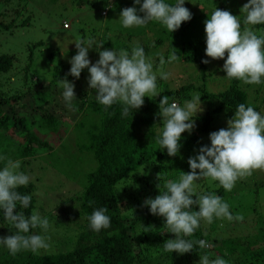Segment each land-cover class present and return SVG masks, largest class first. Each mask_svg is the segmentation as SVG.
Listing matches in <instances>:
<instances>
[{
  "label": "trees",
  "instance_id": "16d2710c",
  "mask_svg": "<svg viewBox=\"0 0 264 264\" xmlns=\"http://www.w3.org/2000/svg\"><path fill=\"white\" fill-rule=\"evenodd\" d=\"M0 2L3 8L0 11L1 32L3 29L8 30L13 21L19 17L18 10L22 2L19 1L17 4L12 0H0ZM165 2L175 5L177 0H165ZM185 2L193 3L190 0ZM235 2L237 5L234 7ZM247 2L248 0H234L232 7L241 8ZM206 3L209 6L198 5L197 7L200 10V14L197 15L201 22L206 20L216 7V2L213 0H207ZM226 3L229 2L226 1ZM15 5L16 8H14ZM133 6L139 8V5H134L133 0H119L112 5V9H116L115 13L120 14L123 8ZM109 8V6L106 8L105 13L109 12ZM9 10H15V12L11 14ZM222 10L228 9L222 7ZM6 16H12V21L4 22ZM194 16L192 14V19ZM242 19L244 18L241 17L240 20ZM190 21L183 22L181 27L172 33H169L160 23L157 22V25L165 30L172 50L179 49L177 54L182 55L180 57L182 60L199 62V69L205 72L208 68L207 64L201 61L207 57L205 53L199 55L195 52L200 45L194 41ZM26 22L28 19L24 20V23ZM253 28L260 29L263 25H251V30L256 34ZM185 30L190 31L185 33ZM163 41L162 38H157L154 45L161 46ZM14 59L12 54H0V72L9 70L13 66ZM59 69L60 64L55 66L54 74L55 80L58 81L69 71L61 69L58 75ZM222 73L226 77V73L224 71ZM67 79L70 82H79L71 75H68ZM202 79H206L204 75ZM228 80L227 87L216 94L208 92L205 88L198 89L202 96H212L211 98H217L218 101L215 102L214 108H210L211 111L197 117L199 125H196L191 134L182 133L180 152L175 157H169L166 150H159L156 143L157 137L162 132L157 128L164 124L163 119L159 117L158 104L162 96L167 95L169 103L177 100L181 106L180 103H183L181 100L187 101L189 97V93L185 94L181 90L160 91V95L155 98L145 97L143 106L127 116L122 115L120 103L114 104L105 111L104 107L96 102L95 95H89L88 91H76V100L72 102V107H68L63 100V88L53 85L52 82H48L45 86H41L44 81L40 83L41 88H50L59 99L52 98L50 102H47L49 109L46 112H39L40 108L37 109L38 106H35L30 98V95L36 94L38 90L25 95H10L8 98L2 97L0 93V109L4 108L7 113L0 115V125H4L7 130L10 127L9 133L21 146L19 151L22 162L36 157L37 153L53 150V144L48 141V138L43 139V136L47 137L50 132L57 133L59 143L56 146H60L64 142L65 134L67 132L73 134L75 131H84L82 134L86 137V142L82 146L92 153L96 162L95 168L88 173L85 188L80 193L70 196L79 200L76 206L74 205L68 213L57 215V220L66 221L76 228L74 247L55 254H33L31 251L28 253L20 251L14 256L5 250L0 252V264H198L199 257L202 255H208L210 260L221 257L228 264H264V241L261 243L255 239L246 241L242 239L241 234L231 236L230 232H217L215 230L217 218H214L211 224L201 219L195 233L190 237H184L193 241L203 239L212 247L200 249L198 245H195L192 252L182 255L166 252L163 243L166 239H174V234L166 232L163 217L152 215L148 207L142 206L146 198H155L159 194L156 185L163 192L166 181L178 182L182 172L190 170L187 161L183 160H188L195 155V142L198 141L200 145H203V136L212 129L214 124L212 121L216 117L222 114L225 116L227 111L234 113L241 103L251 106L244 89L245 83L236 79ZM190 86L191 84H186L183 88L186 90ZM28 99H31L30 108L27 106ZM17 100L20 101V110L28 109L31 114H41L38 120L31 121L33 127L27 125L23 116H15L16 112L14 115H9L10 109L6 108V104L9 103L11 108L10 101L17 102ZM253 108L260 113V108L256 106ZM10 116L13 120H10ZM37 132L42 134L39 136ZM185 155L188 156L186 159ZM31 186L28 184L26 187L17 189L22 195L31 196L27 209L17 205V211L23 212L26 216L34 213L35 199L30 193ZM194 189L196 197L214 193L228 204L227 193L218 181L202 178L194 183ZM100 207L108 209L105 214L111 218V224L110 227L96 232L91 229L88 217ZM193 210L198 211V206H193ZM4 224L8 226V229H15L4 220L3 210L0 209V229L4 228Z\"/></svg>",
  "mask_w": 264,
  "mask_h": 264
},
{
  "label": "clouds",
  "instance_id": "9594fccd",
  "mask_svg": "<svg viewBox=\"0 0 264 264\" xmlns=\"http://www.w3.org/2000/svg\"><path fill=\"white\" fill-rule=\"evenodd\" d=\"M139 8L126 7L120 11V22L124 28L143 27L149 22H158L169 33L178 30L183 22L192 19V13L184 7L185 0H177L170 5L165 0H133ZM240 12L245 13V25L264 24V0H248ZM142 14V15H141ZM204 21L205 55L211 60H224L222 70L228 79H236L245 84L259 85L264 83V37H258L253 30H241V22L237 15L228 10L214 9ZM75 44L76 54L71 57V65L66 76L60 79L63 88L62 96L65 104L72 107L76 100L75 85L67 79L71 75L79 79L82 70L87 69L88 88L94 90L96 102L107 111L114 104L122 105V115H129L139 110L144 104V98L151 95L157 97L160 91L157 87V76L153 65L147 58L143 47H135L129 53L120 50L103 48L104 42L83 39ZM95 45L99 59L92 63L89 50ZM176 50V49H175ZM227 54V55H226ZM226 55V58H225ZM179 59L177 50L172 52L167 62ZM209 63V59L201 61ZM161 65L165 60L161 58ZM169 74L160 72V79L167 80ZM91 94V92H90ZM195 95L191 100L180 106L176 102L169 103L167 95L159 100V117L163 119V130L156 143L158 149L166 150L169 157L179 154L182 133L191 132L196 127L195 120L204 108L200 99ZM227 127L209 133L210 145H203L197 154L188 158V172H182L179 181H166L165 191L155 198H146L142 206L149 208L152 215L164 218L168 233L174 234V239H166L163 243L166 252L186 254L193 251L195 245L200 249L212 247L207 241L187 240L192 236L203 219L211 224L214 218H226L229 221L241 219L234 217L229 205L214 193L195 196L194 183L202 178L218 181L225 191H231L238 179L249 177L255 170H264V116L252 106L241 103L235 109L234 115L227 119ZM6 160L0 170V209L3 210L4 220L16 229L9 236H0V245L7 248L10 255L20 251H31L39 254L41 249L48 250L49 243L44 235H29L32 229L39 227L47 232L50 224L48 219L39 213L26 216L17 211V205L27 209L31 196L22 195L17 189L26 187L30 176L19 171L20 161ZM159 173L157 174L158 179ZM195 197V199H193ZM198 206V211L193 210ZM106 207H100L88 217L93 231L110 227L111 218L105 213ZM198 264H228L217 257L210 260L208 255L199 257Z\"/></svg>",
  "mask_w": 264,
  "mask_h": 264
},
{
  "label": "rangeland",
  "instance_id": "374dc122",
  "mask_svg": "<svg viewBox=\"0 0 264 264\" xmlns=\"http://www.w3.org/2000/svg\"><path fill=\"white\" fill-rule=\"evenodd\" d=\"M19 1L22 2L18 10L20 11L19 17L13 21L8 30L3 29L0 32V54H12L15 57L13 66L5 72H0V93L2 97L8 98L10 95H25V93L29 94V92L38 90L36 94L30 95V98L35 106H38L37 109L40 108L39 112L48 111L47 102H50L52 98L59 100L50 88H41V86L52 82L53 85L62 87L60 80L54 78L55 66L60 64V69L57 70L58 75L61 69H70L69 61L76 54L74 43L81 39L85 41L91 39L97 43L103 41L104 44L100 50L108 48L117 53L120 50H127L131 53L133 48L143 47L147 58L153 65V72L157 76L158 90H181L185 94L189 93L187 100H191L195 95H201L198 90L200 88H205L208 92L216 94L222 92L229 84V80L222 73L224 60H211L207 57L209 63H207L208 68L205 72L199 69V62H186L180 58L182 57L180 54L178 60L167 62L170 54L174 51L170 47L165 30L154 21L143 27L124 28L120 22V15L115 13L116 9H112V5L119 0H12L15 4ZM190 1L193 3L185 2L184 7L195 15L190 21V25L194 32V41L200 45L198 51L195 50V52L202 55L205 53L206 47L205 19L201 22L197 15L200 14V10L197 7L198 5L209 6V4L206 3L207 0ZM196 1L197 6L195 7ZM213 1L216 2V8L228 9L233 15H237L239 20L241 17H245V13L240 12V8H234L237 2L232 7L234 0ZM226 1L229 3L227 4ZM0 3L2 4V2ZM108 6L110 7L109 12L105 13ZM16 7L15 5L14 8ZM2 10L3 8L0 6V11ZM14 12L15 10H9L11 14ZM11 19L12 16H6L4 22L9 23L12 21ZM25 19H28V22L24 23ZM240 21H244V19ZM262 25L263 28H253L258 37H264V24ZM241 26L242 31L246 28L251 29V25H245L244 22L241 23ZM189 31L185 30V33ZM157 38L164 40L161 46L154 45ZM177 51L179 53V49ZM88 56L92 63L99 59L95 45L89 50ZM161 58L165 60L163 65L160 63ZM161 71L169 74L167 80L160 79ZM202 75L206 79H202ZM88 76L87 69L82 70L79 82H72L75 85L74 91H88L89 95L94 96V90L88 88ZM40 83H42L41 86ZM186 84H191V86L184 90L183 87ZM244 89L247 93L248 103L252 107L260 108V114L264 116V83L245 84ZM211 97L201 95L204 111L198 116L205 115L207 111H211L210 108H214L218 99ZM31 99H28V108L31 106ZM184 100H181L183 101L180 103L181 106L184 105ZM10 102L11 108L9 103L6 104V108L10 109L9 115H14L16 112L15 116H23L27 125L33 127L31 121L38 120L41 114H31L28 109L20 110L19 100ZM174 102L178 103L177 100ZM227 112H225V116L222 114L212 121L214 124L209 133L227 127V119L234 115L230 111ZM1 114H7L2 107ZM10 120H13L12 116H10ZM195 124L199 125V122L195 120ZM157 129L162 131L163 125ZM9 130L4 125H0V156L12 161H20L19 171L30 176L28 184L32 185L30 193L35 199L34 213H39L42 218L46 217L50 224L47 232L37 227L30 231L29 235L39 234L46 237L50 248L48 250L41 249L39 251L41 254H55L71 250L75 244L76 228L66 221L57 220V215L68 213L77 204L79 200L70 196L80 193L85 188L88 182V173L96 166L92 153L82 146L86 142V137L82 134L84 131H75L73 134L67 132L64 142L60 146H56L59 143L58 134L50 132L51 134L49 133L47 137L43 136V139L48 138V141L53 144V150L37 153L36 157L28 158L27 161L22 162L19 151L21 146L17 143V139L11 136ZM37 133L39 136L42 134ZM209 133L203 136V145H210ZM19 138L21 140V136ZM195 143L196 155L199 147L203 145H200L198 141ZM187 157L184 156L185 159ZM183 161H187V159ZM5 163L6 160H0V170ZM225 192L228 196L230 213L234 217H241V219L229 221L226 218H217L215 230L230 232L231 236L241 234L242 239L246 241L254 239L259 243L264 241V170H255L251 176L238 179L234 188L230 192ZM15 232L16 229H8V226L4 224V228L0 229V236H9ZM5 250L7 248L0 245V252ZM21 252L28 253L29 251L22 250Z\"/></svg>",
  "mask_w": 264,
  "mask_h": 264
},
{
  "label": "built area",
  "instance_id": "2783aa9c",
  "mask_svg": "<svg viewBox=\"0 0 264 264\" xmlns=\"http://www.w3.org/2000/svg\"><path fill=\"white\" fill-rule=\"evenodd\" d=\"M65 25H66V23H65Z\"/></svg>",
  "mask_w": 264,
  "mask_h": 264
}]
</instances>
